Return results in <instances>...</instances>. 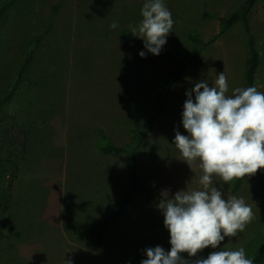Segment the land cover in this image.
<instances>
[{"label": "rangeland", "instance_id": "374dc122", "mask_svg": "<svg viewBox=\"0 0 264 264\" xmlns=\"http://www.w3.org/2000/svg\"><path fill=\"white\" fill-rule=\"evenodd\" d=\"M7 1L0 0V131L11 132L9 139L0 137V264H140L147 248L170 250L158 205L168 188H174L173 196L201 188L199 161L190 168L173 144L176 130L187 135L182 125L186 92L204 80L213 86L222 71L227 95L243 88L247 48L241 24L184 73L138 150L140 179L153 199L136 195L95 246L78 236L109 215L124 191L128 164L124 156L96 152L94 128L118 146L129 143L130 131L146 121L170 64L151 53L142 58L139 53L146 49L125 36L142 20L144 0ZM243 1L163 0L174 25L162 49L183 58L194 47L189 31L209 40L219 30V19ZM248 20L260 59L255 87L264 92V0ZM113 21L116 29L110 28ZM28 55L30 63L23 67ZM13 158L21 161L17 171ZM233 183L213 177L212 186L225 199L242 197L254 219L237 237L206 250L243 247L254 259L250 240L264 229V169L242 179L236 193Z\"/></svg>", "mask_w": 264, "mask_h": 264}, {"label": "clouds", "instance_id": "9594fccd", "mask_svg": "<svg viewBox=\"0 0 264 264\" xmlns=\"http://www.w3.org/2000/svg\"><path fill=\"white\" fill-rule=\"evenodd\" d=\"M141 16L138 25L129 26L131 34L144 42L146 52L139 55L158 56L172 32V13L163 0H144ZM118 26L116 21L110 24L111 29ZM227 93L223 71L213 86L204 80L186 92L182 125L187 135L176 130L173 144L190 168L199 161L201 188L180 190L172 198L161 199L158 208L171 247L168 251L161 246L145 249L146 259L140 264H254L243 247L220 248L206 258L199 256L206 248L217 249L226 237H237L254 219L252 207L242 197L223 198L212 186L213 177L230 183L264 169V92L249 86ZM183 253L196 259H185ZM65 264L72 261L65 260Z\"/></svg>", "mask_w": 264, "mask_h": 264}, {"label": "trees", "instance_id": "16d2710c", "mask_svg": "<svg viewBox=\"0 0 264 264\" xmlns=\"http://www.w3.org/2000/svg\"><path fill=\"white\" fill-rule=\"evenodd\" d=\"M259 0H244L239 7L226 17L219 19V30L209 40H203L201 36L194 30L189 31L188 39L194 45V47L186 53L181 59H175L167 49H162L158 57L162 58L170 64V69L167 73L165 82L161 90L156 94L148 114V117L144 124L138 128H134L130 131V141L124 146L116 145L112 139L106 135V133L100 127L94 128V134L97 139L96 152L100 156H108L117 158L124 156L128 164V175L125 184L124 191L121 197L117 200L109 215L103 219L95 227H92L83 233L79 234L78 238L82 241L89 242L95 246H100L104 238L107 226L120 218L125 210L133 205L135 196L138 194L143 195L146 199L152 200V192L142 183L140 179V166L137 157V152L144 143L146 137L153 130L155 123L162 116L164 109L169 101L172 89L184 75V73L197 61L201 53L217 39L224 35L229 29H231L237 23H240L245 36L247 59L245 61L244 69V81L243 88L254 86L255 78L259 68V54L255 44L254 35L251 32L248 16L256 8ZM5 5L12 4V0L4 3ZM3 4V6H4ZM128 39L135 41L139 46L144 47V42L137 40L130 33L125 35ZM30 63V56L28 55L23 61V67H27ZM1 98L6 96V92L1 94ZM11 131L1 130V140L9 139L7 136ZM1 143V142H0ZM11 164L14 170L21 165V161L13 160ZM241 180H234L233 192L236 193L241 187ZM264 223V216L262 217ZM254 249V259L256 264H264V229L261 232L256 233L250 240ZM200 257L206 258L208 251L206 249L199 253Z\"/></svg>", "mask_w": 264, "mask_h": 264}, {"label": "crops", "instance_id": "0c3cea01", "mask_svg": "<svg viewBox=\"0 0 264 264\" xmlns=\"http://www.w3.org/2000/svg\"><path fill=\"white\" fill-rule=\"evenodd\" d=\"M172 191H175L174 188H168L166 196H173Z\"/></svg>", "mask_w": 264, "mask_h": 264}]
</instances>
